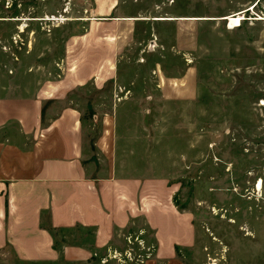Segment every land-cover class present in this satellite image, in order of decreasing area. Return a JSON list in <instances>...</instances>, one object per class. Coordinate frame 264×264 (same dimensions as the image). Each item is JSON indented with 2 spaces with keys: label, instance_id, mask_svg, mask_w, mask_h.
<instances>
[{
  "label": "rangeland",
  "instance_id": "374dc122",
  "mask_svg": "<svg viewBox=\"0 0 264 264\" xmlns=\"http://www.w3.org/2000/svg\"><path fill=\"white\" fill-rule=\"evenodd\" d=\"M252 8L236 29L224 19H181ZM169 17L179 20H159ZM258 18L264 0H0V95L72 104L93 141L117 130L125 174L168 176L175 205L193 215L196 230L178 264H264ZM183 226L188 240L191 223ZM125 240L122 260L106 264L153 258V243Z\"/></svg>",
  "mask_w": 264,
  "mask_h": 264
},
{
  "label": "crops",
  "instance_id": "0c3cea01",
  "mask_svg": "<svg viewBox=\"0 0 264 264\" xmlns=\"http://www.w3.org/2000/svg\"><path fill=\"white\" fill-rule=\"evenodd\" d=\"M49 101L0 95V264H102L129 236L155 245L147 263L178 264L196 230L170 178L125 174L117 130L93 141L80 108Z\"/></svg>",
  "mask_w": 264,
  "mask_h": 264
},
{
  "label": "bare ground",
  "instance_id": "6f19581e",
  "mask_svg": "<svg viewBox=\"0 0 264 264\" xmlns=\"http://www.w3.org/2000/svg\"><path fill=\"white\" fill-rule=\"evenodd\" d=\"M254 8L246 10V11L244 10V11L238 12L235 15L226 16L224 18H217V17H191V18H181V19H184V20L185 19L186 20H221V19H224V20H227L229 22V25H228L229 29H236V28L241 27L243 25V22L245 20H247V18L244 16V13L245 12H249V11L253 10ZM129 20H136V19L129 18ZM159 20H171V21H173V20H179V18L169 17V18H160ZM258 20H264V18H258ZM152 47H153V45H152ZM257 187H258L259 190H261L262 189V183L259 182Z\"/></svg>",
  "mask_w": 264,
  "mask_h": 264
},
{
  "label": "built area",
  "instance_id": "2783aa9c",
  "mask_svg": "<svg viewBox=\"0 0 264 264\" xmlns=\"http://www.w3.org/2000/svg\"><path fill=\"white\" fill-rule=\"evenodd\" d=\"M129 241H130V240H129ZM130 243H132V241H131ZM140 244L143 245L142 242H140ZM143 247H144V245H143ZM132 250H133V248L130 247V249L126 252V255L128 256V258H129L130 260H133V257H132ZM119 254H120V253H118V252L113 253V255H111V256H110V254H109V257L104 258V259L102 260V262L106 264V263H108V261L110 260V258H112V259H118V260L121 261L122 259L119 258ZM147 258H148V257H147ZM141 262H145V261H144L143 259H141Z\"/></svg>",
  "mask_w": 264,
  "mask_h": 264
}]
</instances>
